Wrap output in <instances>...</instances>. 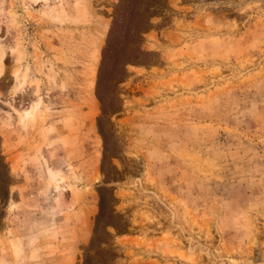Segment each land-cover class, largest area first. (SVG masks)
<instances>
[{"label":"rangeland","instance_id":"rangeland-1","mask_svg":"<svg viewBox=\"0 0 264 264\" xmlns=\"http://www.w3.org/2000/svg\"><path fill=\"white\" fill-rule=\"evenodd\" d=\"M0 264H264V0H0Z\"/></svg>","mask_w":264,"mask_h":264}]
</instances>
